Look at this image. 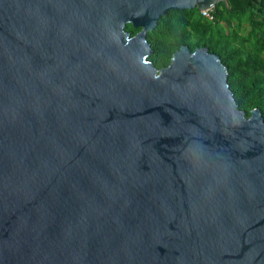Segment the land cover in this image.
I'll return each mask as SVG.
<instances>
[{
    "label": "water",
    "instance_id": "95a60500",
    "mask_svg": "<svg viewBox=\"0 0 264 264\" xmlns=\"http://www.w3.org/2000/svg\"><path fill=\"white\" fill-rule=\"evenodd\" d=\"M220 1L0 0V264H264L263 113L206 47L148 60Z\"/></svg>",
    "mask_w": 264,
    "mask_h": 264
},
{
    "label": "trees",
    "instance_id": "16d2710c",
    "mask_svg": "<svg viewBox=\"0 0 264 264\" xmlns=\"http://www.w3.org/2000/svg\"><path fill=\"white\" fill-rule=\"evenodd\" d=\"M258 5L264 6V0L220 1L212 10L213 20L203 16L198 7L171 10L147 34L153 49L148 60L162 68L170 64L182 45L192 51L206 47L227 67L229 85L240 109L249 116L259 108L264 116V15L257 14ZM126 30L135 35L141 28L128 24Z\"/></svg>",
    "mask_w": 264,
    "mask_h": 264
},
{
    "label": "rangeland",
    "instance_id": "374dc122",
    "mask_svg": "<svg viewBox=\"0 0 264 264\" xmlns=\"http://www.w3.org/2000/svg\"><path fill=\"white\" fill-rule=\"evenodd\" d=\"M257 14L263 16L264 15V6L258 5L257 6ZM249 31V26L246 24L244 27V32L247 33Z\"/></svg>",
    "mask_w": 264,
    "mask_h": 264
},
{
    "label": "built area",
    "instance_id": "2783aa9c",
    "mask_svg": "<svg viewBox=\"0 0 264 264\" xmlns=\"http://www.w3.org/2000/svg\"><path fill=\"white\" fill-rule=\"evenodd\" d=\"M212 10H213V9H209V10H207V11H201V12H202L203 16H205V17H207V18L213 20V19H215V18H214V15L212 14Z\"/></svg>",
    "mask_w": 264,
    "mask_h": 264
}]
</instances>
